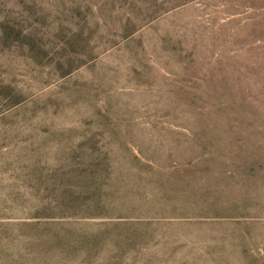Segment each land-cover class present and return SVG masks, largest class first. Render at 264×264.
Here are the masks:
<instances>
[{"label": "rangeland", "instance_id": "1", "mask_svg": "<svg viewBox=\"0 0 264 264\" xmlns=\"http://www.w3.org/2000/svg\"><path fill=\"white\" fill-rule=\"evenodd\" d=\"M0 264H264V0H0Z\"/></svg>", "mask_w": 264, "mask_h": 264}]
</instances>
